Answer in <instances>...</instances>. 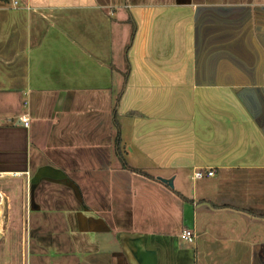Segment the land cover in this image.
Segmentation results:
<instances>
[{
  "label": "crops",
  "instance_id": "crops-1",
  "mask_svg": "<svg viewBox=\"0 0 264 264\" xmlns=\"http://www.w3.org/2000/svg\"><path fill=\"white\" fill-rule=\"evenodd\" d=\"M46 180L33 212L12 196ZM24 244L264 264V0H0V264Z\"/></svg>",
  "mask_w": 264,
  "mask_h": 264
},
{
  "label": "rangeland",
  "instance_id": "rangeland-1",
  "mask_svg": "<svg viewBox=\"0 0 264 264\" xmlns=\"http://www.w3.org/2000/svg\"><path fill=\"white\" fill-rule=\"evenodd\" d=\"M38 172H39L38 169H36L35 178H38L39 176L41 178L42 176H44L43 173H38ZM48 177H49V175H48ZM49 185H50L49 180H46L43 183L42 182L41 183L35 182L32 185H29L26 190L24 188L21 189L19 187L18 188L19 190H15V192L12 193V196L22 197L23 200H25V198H27L28 204L26 205V208L28 209V212L29 211L33 212V209L37 208L36 203L40 204L37 200L38 198H41V200H43L44 202L49 201V196H51V194H52V191L49 189L50 188ZM67 186H68V184H67ZM62 194H63V190H60L59 195H62ZM12 199L16 200V201L18 200L16 198H12ZM24 208H25V205H24ZM42 208L44 209L45 213H49V206L42 205ZM27 248H28L27 245L25 247V244H24L23 245V254L21 256L20 247L18 246V252H16V256H18V257L16 258V260H14L16 262L15 264H22V262H23V264H25V258H27V255L29 254V251ZM48 249H49V247H48ZM20 257H21V259H20Z\"/></svg>",
  "mask_w": 264,
  "mask_h": 264
},
{
  "label": "built area",
  "instance_id": "built-area-1",
  "mask_svg": "<svg viewBox=\"0 0 264 264\" xmlns=\"http://www.w3.org/2000/svg\"><path fill=\"white\" fill-rule=\"evenodd\" d=\"M14 4H16V3H14ZM20 123L23 125V127L28 128L29 121H28V119H27L26 117H22V118L20 119ZM204 175L210 177V176L213 175V173H212V172H207L206 174H204V173H201V172H196V173L194 174V178H195V179H201V178L204 177ZM180 238H181L182 240H184L185 242H187V243H192L193 240H194V235H193V233H192L191 231H189V230H184V231L181 233Z\"/></svg>",
  "mask_w": 264,
  "mask_h": 264
},
{
  "label": "trees",
  "instance_id": "trees-1",
  "mask_svg": "<svg viewBox=\"0 0 264 264\" xmlns=\"http://www.w3.org/2000/svg\"><path fill=\"white\" fill-rule=\"evenodd\" d=\"M114 143L116 144L117 146V151H118V160L120 162V164L122 165L123 168H126V165L124 163V160L122 159L121 155H120V148H119V145H120V133H119V129L117 131V135H116V138H115V141ZM134 172H138V173H141L140 171H137V170H134Z\"/></svg>",
  "mask_w": 264,
  "mask_h": 264
},
{
  "label": "water",
  "instance_id": "water-1",
  "mask_svg": "<svg viewBox=\"0 0 264 264\" xmlns=\"http://www.w3.org/2000/svg\"><path fill=\"white\" fill-rule=\"evenodd\" d=\"M163 184L168 185L170 188L172 187V181L171 180H165V179H158Z\"/></svg>",
  "mask_w": 264,
  "mask_h": 264
}]
</instances>
